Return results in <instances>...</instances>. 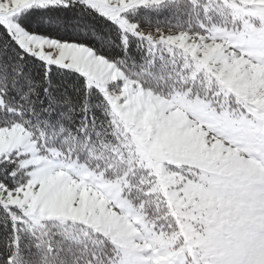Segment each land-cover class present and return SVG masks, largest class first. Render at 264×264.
<instances>
[{
  "label": "snow or ice",
  "instance_id": "6c2138e0",
  "mask_svg": "<svg viewBox=\"0 0 264 264\" xmlns=\"http://www.w3.org/2000/svg\"><path fill=\"white\" fill-rule=\"evenodd\" d=\"M0 264H264V0H0Z\"/></svg>",
  "mask_w": 264,
  "mask_h": 264
}]
</instances>
